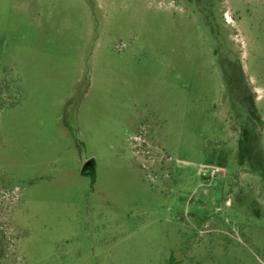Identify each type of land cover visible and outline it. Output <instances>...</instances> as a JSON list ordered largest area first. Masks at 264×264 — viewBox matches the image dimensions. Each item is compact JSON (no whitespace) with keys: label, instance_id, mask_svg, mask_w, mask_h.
<instances>
[{"label":"rangeland","instance_id":"obj_1","mask_svg":"<svg viewBox=\"0 0 264 264\" xmlns=\"http://www.w3.org/2000/svg\"><path fill=\"white\" fill-rule=\"evenodd\" d=\"M0 264H264V0H0Z\"/></svg>","mask_w":264,"mask_h":264},{"label":"built area","instance_id":"obj_2","mask_svg":"<svg viewBox=\"0 0 264 264\" xmlns=\"http://www.w3.org/2000/svg\"><path fill=\"white\" fill-rule=\"evenodd\" d=\"M223 169L219 166H214L211 164H202L198 167V175L201 178H205L207 180L215 179L217 176H222Z\"/></svg>","mask_w":264,"mask_h":264},{"label":"trees","instance_id":"obj_3","mask_svg":"<svg viewBox=\"0 0 264 264\" xmlns=\"http://www.w3.org/2000/svg\"><path fill=\"white\" fill-rule=\"evenodd\" d=\"M249 108H250V114L252 116H254V106H253V104L250 103L249 104ZM245 142H246V132L244 131V133H243V140L240 143V150H241V152H242V144L245 143Z\"/></svg>","mask_w":264,"mask_h":264},{"label":"water","instance_id":"obj_4","mask_svg":"<svg viewBox=\"0 0 264 264\" xmlns=\"http://www.w3.org/2000/svg\"><path fill=\"white\" fill-rule=\"evenodd\" d=\"M92 161H89L84 167H83V169H82V172L83 173H86L88 170H89V168H93V166H92Z\"/></svg>","mask_w":264,"mask_h":264},{"label":"flooded vegetation","instance_id":"obj_5","mask_svg":"<svg viewBox=\"0 0 264 264\" xmlns=\"http://www.w3.org/2000/svg\"><path fill=\"white\" fill-rule=\"evenodd\" d=\"M92 163H93V162H92ZM92 166H93V164H92ZM87 173L92 174V173H93V168H92V167L89 168V170L87 171Z\"/></svg>","mask_w":264,"mask_h":264}]
</instances>
